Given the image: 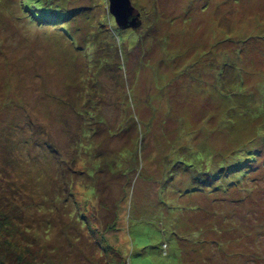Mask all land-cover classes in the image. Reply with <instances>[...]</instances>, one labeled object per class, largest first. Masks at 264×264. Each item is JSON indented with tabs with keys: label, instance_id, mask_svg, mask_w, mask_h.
I'll return each mask as SVG.
<instances>
[{
	"label": "rangeland",
	"instance_id": "rangeland-1",
	"mask_svg": "<svg viewBox=\"0 0 264 264\" xmlns=\"http://www.w3.org/2000/svg\"><path fill=\"white\" fill-rule=\"evenodd\" d=\"M28 1L0 0V262L264 264V0H131L122 32Z\"/></svg>",
	"mask_w": 264,
	"mask_h": 264
},
{
	"label": "trees",
	"instance_id": "trees-1",
	"mask_svg": "<svg viewBox=\"0 0 264 264\" xmlns=\"http://www.w3.org/2000/svg\"><path fill=\"white\" fill-rule=\"evenodd\" d=\"M28 2H29L28 4L24 5V8L27 9L28 11H32L31 13L33 14V16L31 18L33 19L34 22L40 24L41 27H42V24H44V23H48L49 26L59 25V24H61V22H57L56 19H58L59 17H62V18L65 17V18H67L66 16H68L67 15L68 12L70 14V11L69 10H64V6H62V9H61L62 11L61 12H58L56 10V5H54V3L50 2L49 0H29ZM31 4L32 5L34 4L35 8H33L34 6H31ZM140 14H141V12H140ZM48 15H49V17H48ZM52 16H55V18L54 17L52 18ZM53 19H55V20H53ZM50 20H53V21H50ZM120 32H122V31H120ZM119 45H120L119 43H116L114 45V50L113 51L116 54L114 52L113 53L115 55L118 54L116 49L118 48ZM109 50H111V48H108V49L106 48L105 50H103L104 53H107L106 54L108 56L107 58H109L108 61H107V65L110 64L112 62V60L114 59V57H110ZM111 66L112 65H110L109 69H111ZM3 139H4V137H3ZM6 140L7 139H4V141H6ZM215 176H218V175H215ZM117 253H118L119 257H122L123 264H127V259H126V257H124V255L122 254V252L119 251ZM0 264H2V262H0Z\"/></svg>",
	"mask_w": 264,
	"mask_h": 264
},
{
	"label": "water",
	"instance_id": "water-1",
	"mask_svg": "<svg viewBox=\"0 0 264 264\" xmlns=\"http://www.w3.org/2000/svg\"><path fill=\"white\" fill-rule=\"evenodd\" d=\"M109 8L120 29L134 27V21L140 17V11L133 6L131 0H109Z\"/></svg>",
	"mask_w": 264,
	"mask_h": 264
},
{
	"label": "bare ground",
	"instance_id": "bare-ground-1",
	"mask_svg": "<svg viewBox=\"0 0 264 264\" xmlns=\"http://www.w3.org/2000/svg\"><path fill=\"white\" fill-rule=\"evenodd\" d=\"M113 18H114V17H113ZM115 22H116V21H115ZM117 27H118V26H117ZM118 29H119V30H123L122 28L120 29L119 27H118Z\"/></svg>",
	"mask_w": 264,
	"mask_h": 264
}]
</instances>
